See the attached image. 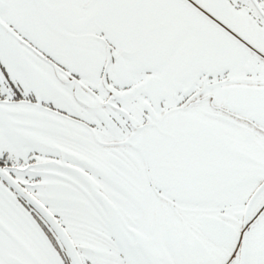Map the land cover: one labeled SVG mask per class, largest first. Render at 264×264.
Instances as JSON below:
<instances>
[{
  "label": "snow or ice",
  "instance_id": "obj_1",
  "mask_svg": "<svg viewBox=\"0 0 264 264\" xmlns=\"http://www.w3.org/2000/svg\"><path fill=\"white\" fill-rule=\"evenodd\" d=\"M0 264H264V0H0Z\"/></svg>",
  "mask_w": 264,
  "mask_h": 264
}]
</instances>
